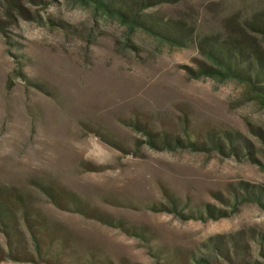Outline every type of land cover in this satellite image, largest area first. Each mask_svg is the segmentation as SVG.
I'll return each mask as SVG.
<instances>
[{
  "label": "rangeland",
  "instance_id": "1",
  "mask_svg": "<svg viewBox=\"0 0 264 264\" xmlns=\"http://www.w3.org/2000/svg\"><path fill=\"white\" fill-rule=\"evenodd\" d=\"M158 1L145 11L264 51V0ZM203 59L75 0H0V189L69 244L58 261L0 264H264V206L233 203L246 183L264 187V109L237 81L196 77ZM186 129L207 146L162 147ZM42 185L90 212L54 205ZM190 208L200 214L180 215Z\"/></svg>",
  "mask_w": 264,
  "mask_h": 264
},
{
  "label": "trees",
  "instance_id": "2",
  "mask_svg": "<svg viewBox=\"0 0 264 264\" xmlns=\"http://www.w3.org/2000/svg\"><path fill=\"white\" fill-rule=\"evenodd\" d=\"M81 7H90L94 12H98L107 18H113L130 31H141L152 37L160 44L170 47H190L199 48L204 57L202 65L196 72V77H209L218 81L234 80L244 85L251 99L262 109H264V51L262 48L244 43L240 40L220 41L216 36H202L196 33L191 25H187L181 20H167L145 10L154 6V0H75ZM158 1V0H157ZM167 1V0H159ZM158 1V2H159ZM17 4H12V6ZM20 6V5H19ZM22 9V8H21ZM264 42V29L255 31ZM148 143L153 145L156 140L151 131L146 130ZM186 139L164 133L162 147H192L202 149L206 147L204 142L193 139L186 129ZM237 133H224V138L230 145V150L239 154L240 147L235 144L238 139ZM209 143L218 151H223L225 144L214 132L207 133ZM248 154L251 155L250 149ZM250 186V187H248ZM42 192L48 196L51 202L58 206H64L70 201L82 213H89V209L81 204L80 199L73 192L62 188H55L50 185H42ZM244 193L233 195V203L252 202L264 206V187L255 186L248 183L244 186ZM65 199V200H64ZM173 208L178 206L173 200ZM22 203L21 219L18 217L15 204ZM236 206L233 205V208ZM65 208V207H64ZM233 208L231 210H233ZM20 210V209H19ZM195 213L193 209H188L180 215L198 216L199 209ZM196 214V215H195ZM198 214V215H197ZM225 214V213H223ZM224 216V215H221ZM96 218H99L95 216ZM20 220L23 222L25 232L30 236V244L19 235ZM0 230L6 237V245L0 244V261L13 260L32 262L37 258L43 262H51L53 257L56 261L59 254H66L68 240L59 238L46 219L42 216H34L25 206L22 198H17L9 191L0 189ZM59 245V246H58ZM220 247V246H218ZM216 246V248H218ZM221 248V247H220ZM219 248V250H220ZM69 249L68 253H72ZM203 258L198 259V263L203 262ZM88 264H107V262H95L91 259Z\"/></svg>",
  "mask_w": 264,
  "mask_h": 264
}]
</instances>
